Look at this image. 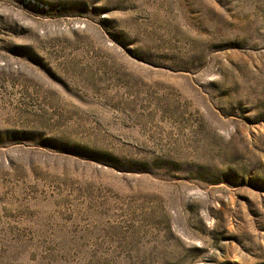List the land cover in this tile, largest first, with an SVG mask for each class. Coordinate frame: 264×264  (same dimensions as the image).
<instances>
[{
	"label": "rangeland",
	"instance_id": "1",
	"mask_svg": "<svg viewBox=\"0 0 264 264\" xmlns=\"http://www.w3.org/2000/svg\"><path fill=\"white\" fill-rule=\"evenodd\" d=\"M0 264H264V0H0Z\"/></svg>",
	"mask_w": 264,
	"mask_h": 264
}]
</instances>
